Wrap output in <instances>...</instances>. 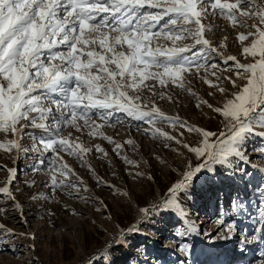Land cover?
<instances>
[{
  "label": "snow or ice",
  "instance_id": "6c2138e0",
  "mask_svg": "<svg viewBox=\"0 0 264 264\" xmlns=\"http://www.w3.org/2000/svg\"><path fill=\"white\" fill-rule=\"evenodd\" d=\"M209 17L223 18L233 30H246L237 31L236 39L242 55L253 58L251 62L225 54L227 37L218 46L213 44L206 33L217 25L206 24ZM214 58L228 67L211 63ZM219 73L234 74L246 83L240 87L233 75L222 80ZM189 75L208 85L210 97H227L225 82L238 90L217 106L197 97L188 87ZM169 85L191 92L199 100L197 108L206 106L222 116L224 130L211 131L166 115L153 97L171 100L157 90ZM145 91L150 93L146 99ZM96 111L102 112L103 124L94 118ZM113 112L146 121L151 128L145 132L175 141L202 160L194 168L188 164L183 179L169 189L172 196L164 206H178L176 195L197 173L212 171L211 164L227 163L231 156H243L242 143L257 127V134L264 137V0H0V149L17 155L54 153L49 169L52 186L79 190L84 181L62 153L86 164L92 148L71 132L65 135V129H87L120 152L123 145L101 131ZM164 122L194 133L197 140L185 142L157 127ZM26 135L32 142L28 147L23 144ZM94 147L108 155L100 145ZM123 159L136 163L127 156ZM0 169L9 173L0 194L15 201L9 186L16 170L4 165ZM259 221L264 227V207ZM233 227L228 225L229 231ZM0 230L12 233L2 223Z\"/></svg>",
  "mask_w": 264,
  "mask_h": 264
},
{
  "label": "rangeland",
  "instance_id": "374dc122",
  "mask_svg": "<svg viewBox=\"0 0 264 264\" xmlns=\"http://www.w3.org/2000/svg\"><path fill=\"white\" fill-rule=\"evenodd\" d=\"M204 22L217 25L206 33L214 45L227 37L226 55H236L243 63L253 60L242 55L236 39L237 31L245 29L233 30L221 17H209ZM211 63L228 67L219 58ZM219 74L222 80L225 75L237 79L231 73ZM188 80L197 97L217 106L238 90L225 82L228 96L210 97L208 85L199 76L189 75ZM237 83L242 87L246 81L237 79ZM157 90L172 97H153L166 115L179 116L211 131L224 130L223 117L206 106L197 108L199 100L191 92L174 85ZM148 96L145 91L143 97ZM101 114L96 111L94 118L103 124ZM157 127L185 142L197 140L194 133L174 129L167 122ZM147 128L151 125L146 121L113 112L101 131L123 145L120 152L107 140L89 135L87 129L77 132L66 128L65 135L71 132L92 148L85 157L86 164L62 153L84 181L79 190L52 186L49 169L54 153L21 151L17 155L0 149V165L16 170L14 183L9 186L15 201L0 194V223L12 230L11 234L0 230V264H262L264 227L259 211L264 207V137L257 134L260 129L246 136L243 156L211 164L212 171L202 169L176 195L178 206L165 207L164 202L172 196L169 189L183 179L187 165L194 168L202 160L175 141L145 132ZM31 143L26 135L24 146ZM95 145L108 155L95 151ZM124 156L136 163H127ZM8 175L7 170L0 169V187ZM71 179L78 183L75 177ZM144 208L148 214L141 211ZM228 225H234L231 231ZM222 244L231 245L230 250H224Z\"/></svg>",
  "mask_w": 264,
  "mask_h": 264
},
{
  "label": "bare ground",
  "instance_id": "6f19581e",
  "mask_svg": "<svg viewBox=\"0 0 264 264\" xmlns=\"http://www.w3.org/2000/svg\"><path fill=\"white\" fill-rule=\"evenodd\" d=\"M234 205V204H233ZM236 205V204H235ZM236 207V206H235ZM235 207H234V209H235ZM232 236H229L228 238H231ZM233 242V241H232ZM232 245H234L233 243H232ZM222 246L224 247L223 249L224 250H226L227 251V249L228 250H230V248H231V245H229V244H222Z\"/></svg>",
  "mask_w": 264,
  "mask_h": 264
}]
</instances>
